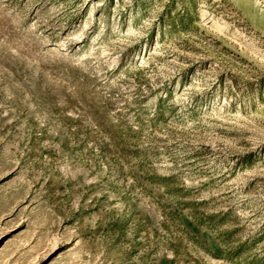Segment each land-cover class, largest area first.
Here are the masks:
<instances>
[{
    "label": "rangeland",
    "instance_id": "obj_1",
    "mask_svg": "<svg viewBox=\"0 0 264 264\" xmlns=\"http://www.w3.org/2000/svg\"><path fill=\"white\" fill-rule=\"evenodd\" d=\"M0 264H264V0H0Z\"/></svg>",
    "mask_w": 264,
    "mask_h": 264
}]
</instances>
